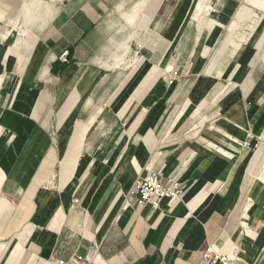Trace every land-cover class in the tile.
<instances>
[{
	"label": "crops",
	"instance_id": "1",
	"mask_svg": "<svg viewBox=\"0 0 264 264\" xmlns=\"http://www.w3.org/2000/svg\"><path fill=\"white\" fill-rule=\"evenodd\" d=\"M263 132L264 0H0V264H264Z\"/></svg>",
	"mask_w": 264,
	"mask_h": 264
},
{
	"label": "built area",
	"instance_id": "2",
	"mask_svg": "<svg viewBox=\"0 0 264 264\" xmlns=\"http://www.w3.org/2000/svg\"><path fill=\"white\" fill-rule=\"evenodd\" d=\"M140 49L141 47L138 46V50ZM68 55L67 50L61 53L57 58L58 63L60 65L68 63ZM252 138L253 135L248 133L241 144L242 147H248ZM259 141L264 142V132ZM183 191V185L179 180L174 177L163 178L157 170L151 169L144 177L137 178L128 196L138 207L157 208L164 198H167L171 203L177 201L183 195ZM96 251L97 248L94 247L84 255H75L68 260L52 259L41 264H93ZM200 255L203 264H257L245 262L239 252L234 250L222 253L214 245H207L201 250Z\"/></svg>",
	"mask_w": 264,
	"mask_h": 264
},
{
	"label": "bare ground",
	"instance_id": "3",
	"mask_svg": "<svg viewBox=\"0 0 264 264\" xmlns=\"http://www.w3.org/2000/svg\"><path fill=\"white\" fill-rule=\"evenodd\" d=\"M258 3H260V2H258V1H255V2H254V4H258Z\"/></svg>",
	"mask_w": 264,
	"mask_h": 264
},
{
	"label": "rangeland",
	"instance_id": "4",
	"mask_svg": "<svg viewBox=\"0 0 264 264\" xmlns=\"http://www.w3.org/2000/svg\"><path fill=\"white\" fill-rule=\"evenodd\" d=\"M252 7V6H251Z\"/></svg>",
	"mask_w": 264,
	"mask_h": 264
}]
</instances>
